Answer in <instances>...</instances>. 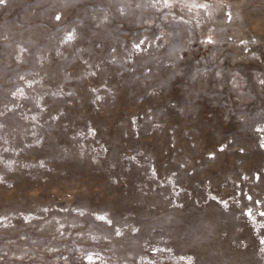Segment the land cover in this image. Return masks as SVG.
<instances>
[{"label": "rangeland", "instance_id": "1", "mask_svg": "<svg viewBox=\"0 0 264 264\" xmlns=\"http://www.w3.org/2000/svg\"><path fill=\"white\" fill-rule=\"evenodd\" d=\"M262 79L264 0H7L0 264H264Z\"/></svg>", "mask_w": 264, "mask_h": 264}, {"label": "snow or ice", "instance_id": "2", "mask_svg": "<svg viewBox=\"0 0 264 264\" xmlns=\"http://www.w3.org/2000/svg\"><path fill=\"white\" fill-rule=\"evenodd\" d=\"M161 2H162L165 6H170L172 3H180L181 0H153V3H154V4H159V3H161ZM6 3H7V0H0V5H6ZM192 6H193V7H202V8L205 7V5H203V4L196 5L195 3H193ZM121 11H123V10L121 9ZM56 19H57V20H60V17L57 16ZM105 19H106V18H105ZM72 38H73V37H72L71 35H69V36L67 37V40L71 41ZM207 42H208L209 44H212V43H213V41H212L211 39H209ZM137 47H139V45H137ZM21 78L23 79V77H21ZM259 83H260L261 85H264V79L260 80ZM21 94H22V93H21ZM14 95H15V94H14ZM54 118H55V117H54ZM2 127H3V124H0V128H2ZM258 131L264 132V128H262V129H258ZM260 147H261V148H264V143H261V144H260ZM240 150L243 151V148H241ZM218 151H219V152H223V151H225V147H224V146H221V147L218 149ZM210 158H211V159H215V155H210ZM41 167H43V164H41ZM2 179H3V178L0 177V182H2ZM257 179H259V177H257ZM212 199L215 200L216 198L213 197ZM249 199H251V197H249ZM248 215L250 216L251 213H248ZM260 215H261V216H264V212H261ZM99 219H100V220H105V217L101 216V217H99ZM107 223L109 224V226H111V221H107ZM120 234H121V233H120L119 229H116V235H120ZM261 242L264 243V241H261ZM88 260H89L90 264H94L93 258H92L91 256L88 257Z\"/></svg>", "mask_w": 264, "mask_h": 264}]
</instances>
